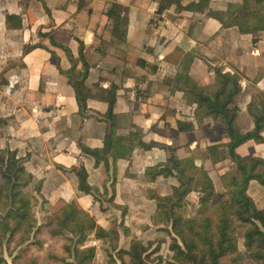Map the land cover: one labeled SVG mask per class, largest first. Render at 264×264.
Returning <instances> with one entry per match:
<instances>
[{"label":"crops","instance_id":"obj_1","mask_svg":"<svg viewBox=\"0 0 264 264\" xmlns=\"http://www.w3.org/2000/svg\"><path fill=\"white\" fill-rule=\"evenodd\" d=\"M242 1L210 0L209 9L225 12ZM197 3L181 0L177 7L168 0H0V153H14L32 175L26 189L39 199L40 220L72 202L75 225L94 224L85 245L94 249L93 264L110 259L105 242L100 236L94 240V233L116 229L119 223L129 235L120 232L118 248L136 239L152 243V250L165 238L158 254L168 253L169 239L152 226L155 201L150 191L167 195L172 183L151 184L144 176L146 169L166 159L168 149L203 166L216 192H222L220 176L234 168L229 159L211 165L209 147L226 153L221 126L202 119L182 93H171L166 78L187 75L207 88L214 84V69L238 78L241 91L233 127L239 134L253 129L247 105L264 93V33L222 29L207 16L208 10L195 12ZM160 6L164 10L158 14ZM65 51L76 61L73 74H68L72 65ZM190 51L200 58L183 65ZM84 65L91 96L82 102L71 78L77 81ZM110 95L115 97L116 136L136 135L133 150L120 152L114 162L108 156L105 168L81 149L104 147L112 124L106 116ZM149 145L154 147L146 149ZM236 153L264 159V142L249 141ZM81 168L88 186L98 190L95 195L79 191L76 172ZM258 186L249 183L250 198ZM112 194L122 209L107 202ZM199 197L188 196L190 214ZM252 200L264 208V202Z\"/></svg>","mask_w":264,"mask_h":264},{"label":"trees","instance_id":"obj_2","mask_svg":"<svg viewBox=\"0 0 264 264\" xmlns=\"http://www.w3.org/2000/svg\"><path fill=\"white\" fill-rule=\"evenodd\" d=\"M180 1L168 0L177 7H181ZM209 3L210 0H198L195 12L208 10L207 16L217 20L222 29L235 27L243 34L264 33V0H243L239 6L229 7L225 12L211 11ZM163 10L164 6H160L158 14ZM65 52L72 65L68 74H73L76 61L68 51ZM197 58H200L198 53L190 51L181 63L190 66ZM80 59L84 63L82 56ZM84 66L85 71L77 81L71 78L75 94L82 102L91 96V89L85 81L87 67ZM163 82L169 85L171 93H182L188 106H196L202 119L210 118L221 126L226 153L221 154L217 147H209L208 160L216 166L229 159L234 168L220 176L222 192H216L203 166L191 158L179 159L173 150L168 149L166 159L144 173L148 183H172L167 195H159L153 189L150 191L155 201L152 226L169 239L168 253L158 254L165 238L159 239L152 250V243L136 239H130L125 247L118 248L120 232L123 236L129 235L119 223L116 229L99 234L105 242L107 257L119 264H264V208H259L247 192L252 181L264 191V159L242 158L236 153L237 148L249 141L264 142V93H258L247 105L253 129L239 134L233 127L238 112L235 99L241 91L238 78L214 69L212 87H200L187 75L175 80L166 78ZM114 100V95H110L106 116L112 124L104 147L100 150L81 149L92 156L97 165L103 164L105 168L108 156L114 162L120 152L133 150L136 135L116 136ZM152 147L154 145H149L146 149ZM76 174L79 191L90 195L98 193L97 189L88 186L82 168ZM32 179L14 153H0V264H93L94 249L85 245L94 224L86 222L76 226V209L72 202L37 222L34 209L38 203L25 193ZM34 190L38 192L39 187ZM193 193H199L200 197L197 209L190 214L187 198ZM107 202L122 209L114 204V194ZM240 225L244 227L241 239L238 238Z\"/></svg>","mask_w":264,"mask_h":264},{"label":"rangeland","instance_id":"obj_3","mask_svg":"<svg viewBox=\"0 0 264 264\" xmlns=\"http://www.w3.org/2000/svg\"><path fill=\"white\" fill-rule=\"evenodd\" d=\"M37 187V186H36ZM259 187V186H258ZM260 189H256V191H254L252 194H251V196H252V198L255 200V201H257V202H264V192H263V190H262V188L261 187H259ZM30 190L31 189H25V193H26V195L29 197V198H35L36 199V202L37 203H39V199L36 197V196H31L30 195ZM251 198V199H252ZM37 206H38V204H37ZM34 211H35V216H36V220H37V222H42V219L40 220L39 219V216L38 215H36V212H38V210H36V209H34ZM243 230H244V227L243 226H238V238H240L241 239V235H242V233H243ZM98 236H100L99 234H97V232L96 233H94V240H96L97 239V237ZM100 238V237H99ZM4 244H5V241H2ZM103 244H105V243H103ZM240 249H242V247H240ZM164 250H165V248H164ZM110 260V261H109ZM108 260V264H113V262H115L112 258H110Z\"/></svg>","mask_w":264,"mask_h":264},{"label":"built area","instance_id":"obj_4","mask_svg":"<svg viewBox=\"0 0 264 264\" xmlns=\"http://www.w3.org/2000/svg\"><path fill=\"white\" fill-rule=\"evenodd\" d=\"M241 88L245 89L246 88V84L245 83H241Z\"/></svg>","mask_w":264,"mask_h":264}]
</instances>
